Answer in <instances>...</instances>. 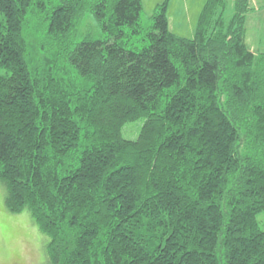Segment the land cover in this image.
I'll return each instance as SVG.
<instances>
[{
  "label": "trees",
  "instance_id": "obj_1",
  "mask_svg": "<svg viewBox=\"0 0 264 264\" xmlns=\"http://www.w3.org/2000/svg\"><path fill=\"white\" fill-rule=\"evenodd\" d=\"M0 0V182L45 264H264V53L250 0ZM87 13L103 37L78 39ZM144 118L136 140L125 124Z\"/></svg>",
  "mask_w": 264,
  "mask_h": 264
},
{
  "label": "rangeland",
  "instance_id": "obj_2",
  "mask_svg": "<svg viewBox=\"0 0 264 264\" xmlns=\"http://www.w3.org/2000/svg\"><path fill=\"white\" fill-rule=\"evenodd\" d=\"M144 4V25L150 26L152 23V14L155 6L165 0H142ZM175 0L169 1L171 5ZM198 1L200 0H176V10L178 14L188 12L184 7L185 2H189V13L193 14L198 9ZM203 1V0H201ZM258 1V2H257ZM253 2L254 10L251 11V19L247 21V44L256 52L264 53V0ZM201 4V2H200ZM234 0H229V6L226 10V17H231L234 12ZM199 14V12H198ZM193 21L197 25V19L193 16ZM175 33L179 36L193 37L190 34V25L184 24V21H179L175 26ZM182 31V32H181ZM185 32L187 35H185ZM87 33L93 34L96 38L103 37L104 33L100 24L92 13H87L83 19L80 28L78 39H81ZM145 119L142 118L135 122H130L123 127V137L127 140L138 139L141 130L145 124ZM6 188L0 182V264H45L46 262V245L49 238L41 232L37 224L33 221L28 210L20 213L8 211L6 204ZM258 221L261 228L264 230V212L258 216Z\"/></svg>",
  "mask_w": 264,
  "mask_h": 264
},
{
  "label": "crops",
  "instance_id": "obj_3",
  "mask_svg": "<svg viewBox=\"0 0 264 264\" xmlns=\"http://www.w3.org/2000/svg\"><path fill=\"white\" fill-rule=\"evenodd\" d=\"M176 1V0H175ZM174 1V3L171 5V3H172V0H171V3H170V6H169V9H168V19H169V25H170V29L173 31V32H175V25L176 24H178L179 23V21H184V24H186V25H190L191 26V28H190V34H193V29H194V27H195V30H196V23L192 20L193 18V16L197 19V22H198V18H199V16H200V14H201V12H202V10H203V7H204V5H205V3H206V1L207 0H203V1H198V9H197V7H195L194 8V10H196L197 12H196V14H195V11H194V13L193 14H191V13H189V10H190V6H189V2L187 3V2H185V5H184V7H186V10L188 11V12H185V13H183V15H180V14H178L177 13V11H175L176 9V2ZM251 1V4H252V7H253V10H254V6H253V2H254V0H250ZM255 1H257V0H255ZM200 2H201V4H200ZM258 2V1H257ZM253 10H252V12H253ZM198 12H199V14H198ZM251 14V13H250ZM248 15V19H249V17H250V19H251V15ZM248 21V20H247ZM182 32V31H181ZM185 35H187L185 32H183ZM187 36H189V35H187Z\"/></svg>",
  "mask_w": 264,
  "mask_h": 264
}]
</instances>
